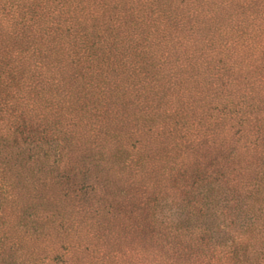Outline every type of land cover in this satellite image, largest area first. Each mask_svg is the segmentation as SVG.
I'll return each mask as SVG.
<instances>
[{
	"label": "trees",
	"instance_id": "1",
	"mask_svg": "<svg viewBox=\"0 0 264 264\" xmlns=\"http://www.w3.org/2000/svg\"><path fill=\"white\" fill-rule=\"evenodd\" d=\"M0 264H264V0H0Z\"/></svg>",
	"mask_w": 264,
	"mask_h": 264
}]
</instances>
